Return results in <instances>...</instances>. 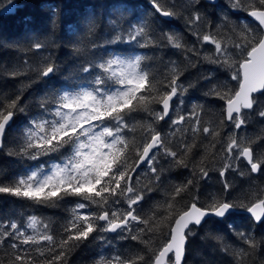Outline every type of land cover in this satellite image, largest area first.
<instances>
[{
    "label": "snow or ice",
    "instance_id": "1",
    "mask_svg": "<svg viewBox=\"0 0 264 264\" xmlns=\"http://www.w3.org/2000/svg\"><path fill=\"white\" fill-rule=\"evenodd\" d=\"M12 2L9 0V7ZM150 3L160 17L177 15L175 4L166 8L160 0ZM197 7L198 0L187 5L186 11H191L185 19L200 45L210 46L203 55L195 44L189 46L174 32L161 30L163 40H159L152 28L155 20L142 18L128 22L127 28L109 21L113 35L107 44L171 48L183 53L186 66H197L192 57L214 65L201 79L210 84L204 95L223 102L219 124L202 125V105L184 109V97L196 85L181 79L184 70L177 60H161L164 67L158 79L151 71L152 65L146 63L154 56L109 53L107 48L103 54L92 53V58L79 67L74 82L51 88L45 85L36 102L37 111L27 121L23 146L16 153L38 163L10 184L0 185V193L48 207L75 198L71 218L59 238L51 223L36 215H30L26 224L0 222V250H6L0 264H66L69 250L86 241L110 245L109 233L121 241H136L147 251L116 250L109 256L100 254L94 264H185L189 238L195 235L194 228L207 223L208 218L220 223L242 209L255 223L264 225V187L250 190L240 203L227 195L232 189L227 173L244 176L240 171L242 161L249 167V174L264 172V158L257 156L253 147L254 143L264 142V135L255 141L237 135L251 115L264 118V102L259 98L264 96V0H228V10L245 13L254 21L252 24H231L228 12H222L220 24L213 26ZM205 24L208 30L201 34ZM90 43L93 49L104 47ZM44 47L39 41L33 44L37 50ZM129 51L135 49H120ZM28 71L39 80H53L58 65L50 57L35 67L24 61V67L15 68L10 75ZM221 75L226 79L221 80ZM231 81H235V87H230ZM25 110L19 95L0 101V149L5 146L14 116ZM177 110L180 114L173 117ZM137 116L145 122L138 142L131 136L136 132ZM160 122L170 131H163ZM201 134L209 141L206 151L209 146L216 149L211 160L206 162L202 156L192 169L193 178L174 185L165 192L163 202L145 213L147 198L163 184L161 161L189 168L184 157L196 147L195 140ZM173 144L178 148L174 150ZM217 155L222 163L217 162ZM213 169L219 173L225 195L212 194L207 204H202L198 180L194 178L208 179ZM142 176L148 183L141 184ZM188 195L190 200H186ZM227 228L235 233L239 246L218 236L221 251L232 256L234 264H249L264 239L257 240L251 231H237L231 224ZM154 239H159L157 247L151 246Z\"/></svg>",
    "mask_w": 264,
    "mask_h": 264
},
{
    "label": "trees",
    "instance_id": "2",
    "mask_svg": "<svg viewBox=\"0 0 264 264\" xmlns=\"http://www.w3.org/2000/svg\"><path fill=\"white\" fill-rule=\"evenodd\" d=\"M163 7L169 8L175 4L174 11L176 16L170 21L161 19L154 13L148 3L150 0H13L9 7V0H0V101L8 98L15 99L17 95L21 97V103L25 106L24 113H18L6 133L4 148L0 150V185L10 184L16 177L24 175L30 169H34L37 161L29 159L27 156L16 154L18 149L23 146L24 133L28 126V119L37 111L36 102L39 96L45 91V85L51 88L53 85L59 87L61 83L74 82L79 74V67L88 59L92 58V53H104L107 48L109 53L117 52L121 55L146 54L154 56L153 61H148L152 65L151 71L157 75L163 70L164 65L161 60L167 62L169 59L177 60L184 70L181 78L185 84L192 83L196 86L191 88L184 97V109H190L193 104L202 105L203 111L202 125L208 123L219 124L220 108L222 101L215 97H206L204 93L210 84L201 79L215 66L200 61V57H192V63L196 67L186 66L183 53L171 48L162 49H141L135 44H107L112 38V24L114 21L121 24L124 28L128 27V22L136 23V18L146 19L151 22L152 28L156 32L159 40H163L162 32H174L178 37L189 46L195 44L201 54L207 53L210 46H201L186 24L185 17L190 8L187 5L194 0H160ZM228 0H217L216 4H209L204 0H198L197 10L206 18V21L213 26L220 24L222 12H228L230 23L236 24L239 21L250 22L245 13H231L226 7ZM5 8L8 10L5 12ZM126 9V10H125ZM92 28L90 32L89 29ZM207 24L201 29V34L207 31ZM41 42L46 47L42 49L33 48L35 42ZM102 44L104 47L93 49L91 43ZM134 48L135 51L120 52V49ZM79 49V51H78ZM50 57L56 65L58 71L53 80H39L34 72L28 71L26 74L10 75L15 68L24 67V61L33 67L42 65L45 58ZM217 75H220L219 73ZM221 80L226 79L220 76ZM215 82V81H214ZM235 81L230 82V87H235ZM264 102V96L259 97ZM159 108V106H154ZM180 114L179 110L173 113V117ZM136 132L131 134L139 141L142 135L141 126L145 123L137 116ZM163 131L169 132L170 129L164 122H160ZM223 127V126H221ZM237 135L249 141H255L256 137L264 135V118L253 114L249 117L248 124L240 130ZM191 142V140H189ZM196 147L192 152L184 157L189 163V168L170 166L163 160L161 165L164 172L162 176L163 184L157 191L150 194L147 202L143 205L144 212H149L156 203L163 202L165 192L174 185L186 182L192 177L193 167L199 165L202 156L206 157V162L211 160V153L216 152L212 149L207 139H202V134L195 140ZM174 150L178 144H173ZM255 154L264 158V142L253 144ZM219 145H217V149ZM12 152L13 155H8ZM47 161L48 157H42ZM217 162L219 156L217 155ZM240 171L245 173L240 176L236 172L229 171L227 178L232 184L231 191L227 194L230 199L237 203L245 201L250 190H258L264 187V172L249 174V167L242 161ZM208 179L198 180L200 191V202L207 204L210 195L215 194L224 196L223 186L218 171L215 169L209 172ZM148 183L142 176L141 184ZM191 196H186L190 200ZM75 198H67L58 207H48L37 205L33 202L0 193V222H16L26 224L30 215H36L45 222H50L53 233L59 238L62 228L71 218V210L74 206ZM95 207V206H93ZM237 211H243L237 209ZM233 225L237 231H251L257 240L264 239V225H256L250 217L239 213L234 214L225 221L217 223L216 219H209L207 223L198 228H194L195 235L189 238L186 246L185 264H234L232 256L221 251V242L216 237H223L224 242L239 246V241L234 232L227 228ZM31 233V230H26ZM116 234H107L111 244L100 245L99 241H86L77 247L71 248L65 258L66 264H94L100 254L111 255L116 250L124 251H147L144 245L136 241H121L115 239ZM159 239H154L152 247H157ZM5 251L0 250V259H5ZM35 255V253H32ZM264 262V244L261 245L255 256L249 259V264H261Z\"/></svg>",
    "mask_w": 264,
    "mask_h": 264
},
{
    "label": "water",
    "instance_id": "3",
    "mask_svg": "<svg viewBox=\"0 0 264 264\" xmlns=\"http://www.w3.org/2000/svg\"><path fill=\"white\" fill-rule=\"evenodd\" d=\"M205 2H207V3H209V4H216V2H217V0H204ZM148 5L152 8V6H151V3H148ZM6 12V11H5ZM158 15V14H157ZM160 17V16H159ZM246 17H247V15H246ZM161 19H164V20H167V21H170L171 20V18H166V17H160ZM247 19L250 21V22H252V23H254V21H252V19L250 18V17H247ZM12 123V122H11ZM11 125V124H10ZM1 150V149H0ZM245 164H246V162H244ZM257 173H255L254 175H256ZM239 213H242V214H244V215H246V216H248V217H250L249 216V214L248 213H246L245 211H236V214H239ZM209 219H216V218H208V220ZM253 221V220H252ZM254 222V221H253ZM255 223V222H254ZM256 225H258L257 223H255ZM110 235H114V233H109Z\"/></svg>",
    "mask_w": 264,
    "mask_h": 264
}]
</instances>
